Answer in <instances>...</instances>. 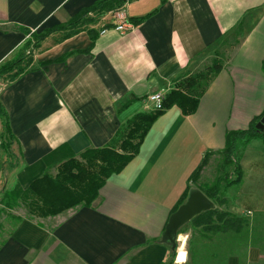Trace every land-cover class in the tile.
<instances>
[{"label":"crops","instance_id":"1","mask_svg":"<svg viewBox=\"0 0 264 264\" xmlns=\"http://www.w3.org/2000/svg\"><path fill=\"white\" fill-rule=\"evenodd\" d=\"M98 1L0 0V65L24 49L31 32L67 23ZM94 19L69 37L67 30L51 32L34 48L26 73L14 81L0 77V103L14 134L7 152L0 115V225L10 218L6 193L47 170L57 173V162L70 155L109 144L129 119L152 110L151 93L175 89L219 58L223 39L234 31L238 38L196 110L175 104L161 114L92 205L47 217L13 210L22 221L4 234L0 264H264L263 139L241 147L242 178L223 183L224 203H215L249 224L227 232L190 226L179 233L177 252L161 240L181 198L196 186L191 177L205 154L214 152L202 174L221 156L229 131L264 113V0H129ZM122 21L133 28L116 30Z\"/></svg>","mask_w":264,"mask_h":264},{"label":"trees","instance_id":"2","mask_svg":"<svg viewBox=\"0 0 264 264\" xmlns=\"http://www.w3.org/2000/svg\"><path fill=\"white\" fill-rule=\"evenodd\" d=\"M129 0H99L91 7L81 10L67 23H62L47 29L40 34L31 32L32 40L28 41L22 51L16 56L0 65V77L14 81L26 73L33 65V52L31 46L36 48L38 43L55 30H67L65 37L78 33L87 24L94 22L95 15H103L110 11L121 9ZM94 13V14H93ZM93 14V16L91 15ZM146 16L131 19L134 24L142 22ZM26 32H30L27 30ZM95 36L92 37L94 39ZM29 50V51H28ZM28 51V52H27ZM224 67L220 58L213 60L200 72L192 74L178 83V87L166 94L163 109L141 112L129 119L119 130L109 144L101 148H89L78 157L70 155L58 161L57 173L47 170L41 177L33 180L25 189H13L2 198L5 207L14 208L20 204L25 206L29 215L34 217H47L57 215L69 208L80 204L92 205L99 195V190L111 175L119 173L139 153L141 144L153 123L167 109L177 104L185 113H192L199 104L200 97L206 91L209 83ZM0 115L4 119L6 133L3 139V148L10 152L14 140L11 131L8 113L0 103ZM264 115L255 117L248 128L231 130L227 133L226 145L219 151L224 157V163L233 165L232 171L218 176L213 183L202 184L198 177L208 158L214 152H207L201 165L192 175V182L215 203L223 204L220 190L223 185L239 183L242 178V169L239 163V151L252 139L264 138V130L256 124ZM242 146L239 147V142ZM187 191L181 198L175 210L186 200ZM22 217L11 214L7 225H0V246L5 241L4 234L10 235L18 227ZM193 227H202L205 231H238L240 226L249 224L248 219L241 218L232 212L215 209L206 211L196 216L191 222ZM183 229L180 230L181 232ZM175 256V255H174Z\"/></svg>","mask_w":264,"mask_h":264},{"label":"water","instance_id":"3","mask_svg":"<svg viewBox=\"0 0 264 264\" xmlns=\"http://www.w3.org/2000/svg\"><path fill=\"white\" fill-rule=\"evenodd\" d=\"M260 130H264V115L256 124ZM216 208L215 202L197 186L191 187L186 200L170 215L161 240L171 246L177 252L178 236L180 230L203 212Z\"/></svg>","mask_w":264,"mask_h":264},{"label":"rangeland","instance_id":"4","mask_svg":"<svg viewBox=\"0 0 264 264\" xmlns=\"http://www.w3.org/2000/svg\"><path fill=\"white\" fill-rule=\"evenodd\" d=\"M237 38L238 37L236 35V31H234L229 36H227L225 39H223L219 43V45L217 46V50H216V53L218 55L217 57H219L221 60L227 59L231 55V53L233 51V47L231 45H233V43L237 40ZM31 40L33 42H35L34 38H31ZM30 51L34 52L33 45L31 46ZM255 139H263L264 140V138H255ZM252 140H254V139H252ZM239 147H241V146L239 145ZM240 151H241V149H240ZM208 162L209 161L207 160L206 164H208ZM206 164H205V166H206ZM233 167H234L233 165H228V164L224 163V157L222 155L221 156H217L214 159V161L212 162V164H210V166L207 168L206 173L205 174H202V172L200 173V176L198 177V182L201 183V181L208 180L209 182L213 183L217 179L218 176L224 175L225 173H228V172L232 171ZM202 175H203V177L201 178ZM235 189L236 188H234V190ZM234 190H232V191H234ZM4 210H7V213H8V214H6L7 215L6 219L9 218L11 214H15L16 215V213H14L13 210H17L19 212H26L27 211L25 206H23L21 204L19 206H15L14 208L5 207ZM0 215H1V212H0ZM190 226L193 229L196 228V227H193L191 223H188L187 225H185L182 228L183 229L182 231L190 232L189 231L190 230Z\"/></svg>","mask_w":264,"mask_h":264},{"label":"built area","instance_id":"5","mask_svg":"<svg viewBox=\"0 0 264 264\" xmlns=\"http://www.w3.org/2000/svg\"><path fill=\"white\" fill-rule=\"evenodd\" d=\"M133 23L129 21H122L121 23L115 26V29L124 33L129 29L133 28ZM105 32V30H103ZM167 92L165 90H158L151 93L148 96V100L152 104V110L163 109L164 100L166 99ZM250 213V212H249Z\"/></svg>","mask_w":264,"mask_h":264}]
</instances>
